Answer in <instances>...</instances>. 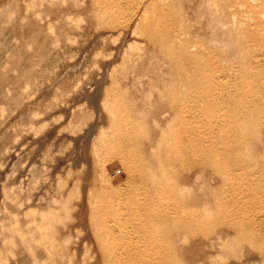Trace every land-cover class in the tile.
Segmentation results:
<instances>
[{"label": "rangeland", "instance_id": "1", "mask_svg": "<svg viewBox=\"0 0 264 264\" xmlns=\"http://www.w3.org/2000/svg\"><path fill=\"white\" fill-rule=\"evenodd\" d=\"M0 264H264V0H0Z\"/></svg>", "mask_w": 264, "mask_h": 264}, {"label": "built area", "instance_id": "2", "mask_svg": "<svg viewBox=\"0 0 264 264\" xmlns=\"http://www.w3.org/2000/svg\"><path fill=\"white\" fill-rule=\"evenodd\" d=\"M122 170H117V173L116 174H120Z\"/></svg>", "mask_w": 264, "mask_h": 264}, {"label": "bare ground", "instance_id": "3", "mask_svg": "<svg viewBox=\"0 0 264 264\" xmlns=\"http://www.w3.org/2000/svg\"><path fill=\"white\" fill-rule=\"evenodd\" d=\"M117 229V228H116Z\"/></svg>", "mask_w": 264, "mask_h": 264}]
</instances>
